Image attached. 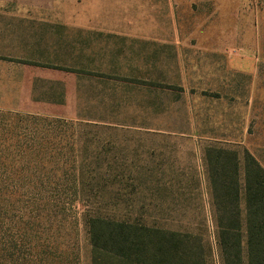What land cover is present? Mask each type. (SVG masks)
Listing matches in <instances>:
<instances>
[{"label":"rangeland","instance_id":"1","mask_svg":"<svg viewBox=\"0 0 264 264\" xmlns=\"http://www.w3.org/2000/svg\"><path fill=\"white\" fill-rule=\"evenodd\" d=\"M20 1L46 39L0 94V264H91V217L198 234L221 264L205 150L237 151L241 187L244 149L264 168V0Z\"/></svg>","mask_w":264,"mask_h":264},{"label":"trees","instance_id":"2","mask_svg":"<svg viewBox=\"0 0 264 264\" xmlns=\"http://www.w3.org/2000/svg\"><path fill=\"white\" fill-rule=\"evenodd\" d=\"M205 160L221 264H264V168L244 149L241 187L237 151L209 147ZM88 233L91 264H209V249L198 234L102 217L88 219Z\"/></svg>","mask_w":264,"mask_h":264},{"label":"crops","instance_id":"3","mask_svg":"<svg viewBox=\"0 0 264 264\" xmlns=\"http://www.w3.org/2000/svg\"><path fill=\"white\" fill-rule=\"evenodd\" d=\"M28 5H42L43 10L48 8L51 9V2H48L47 8L45 6V0H28L26 2ZM21 1L20 0H0V94H12L18 95L21 89V83L19 82V66L24 65H41L37 62H31L26 59V56H22V51H27L31 49L32 40L42 39L45 40V36H37L33 33H27L21 31V20L25 21L28 19L26 15H21L20 13ZM82 15V13H81ZM43 18L42 22H45ZM82 21V19H81ZM81 21H76V23L71 24L75 30L84 31L85 29H94L93 26H85ZM92 27V28H90ZM63 71L68 70V68H61ZM72 70V69H69ZM74 70V69H73ZM77 70L70 71L76 72ZM68 72V71H67ZM18 73V74H17Z\"/></svg>","mask_w":264,"mask_h":264}]
</instances>
